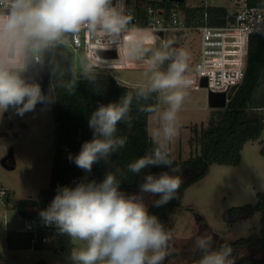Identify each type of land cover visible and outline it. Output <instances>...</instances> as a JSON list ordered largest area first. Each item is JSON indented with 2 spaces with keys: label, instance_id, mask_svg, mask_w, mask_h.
<instances>
[{
  "label": "clouds",
  "instance_id": "obj_1",
  "mask_svg": "<svg viewBox=\"0 0 264 264\" xmlns=\"http://www.w3.org/2000/svg\"><path fill=\"white\" fill-rule=\"evenodd\" d=\"M130 19L120 0L115 4L113 0H0V114L12 107L23 116L43 102L39 84L28 82L22 73L30 60L43 63L46 55L54 57L68 43V37L87 28L100 40L109 37L108 42H101L104 48L123 40L122 46L127 48L124 58L146 59L151 75L146 83L134 85L119 102L101 104L91 114L88 124L93 139L85 141L78 155L70 154L69 159L86 172L101 159L107 161L127 143V137L116 132L120 122L132 126L133 100L139 105L158 94L167 107H139V111L151 110L156 115L153 148L127 168L139 174L149 166L170 167L173 160L169 144L178 135V112L192 84L185 75L190 54L168 44L150 53L143 48L142 40L124 35ZM84 76L92 79L95 72L86 69ZM72 87L68 85L69 91ZM118 171L107 173L100 183L58 188L50 205L40 212L45 225L83 242V246L71 249L72 264H163L168 255L171 233L149 214L142 196L119 190ZM181 184V176L162 172L146 175L139 188L141 193L158 195L154 204L159 207L176 196ZM212 243L210 234L196 237L195 248L202 253L198 264H234L230 245L213 249Z\"/></svg>",
  "mask_w": 264,
  "mask_h": 264
},
{
  "label": "trees",
  "instance_id": "obj_2",
  "mask_svg": "<svg viewBox=\"0 0 264 264\" xmlns=\"http://www.w3.org/2000/svg\"><path fill=\"white\" fill-rule=\"evenodd\" d=\"M146 1L139 0L136 8L139 16H143ZM263 2L264 0H248L250 6L260 5ZM151 5L157 8L166 6L158 0L151 1ZM180 5L185 10L189 27H197L204 23L216 26L226 24L227 7L211 4L193 6L181 3ZM43 63L52 69V84L55 92V105L52 107L55 124V155L49 187L42 189L37 199L29 198L16 203L23 217L31 212L47 209L58 188L64 186L74 188L82 182L100 183L107 173L115 172L117 169H119L117 172V179L120 180L119 190L139 189L146 175L158 176L162 172H168L170 175L181 176L182 184L176 196L162 206H155L154 201L159 199V196L155 195L148 212L150 215H155L170 232L171 214L181 205L186 188L197 179L204 177L213 163L238 164L245 143L259 138L264 129V95L260 101L254 100L256 92L264 82V32L250 35L246 70L242 81L228 92L227 106L212 109L207 125L193 127V135L189 141L192 148L196 149V153L186 159L176 158L169 147L170 158L173 160L170 167L149 166L139 174L128 171V164L149 153L153 148L148 127V117L152 111H139V107L141 105L158 107V94H153L147 101H140L139 105L133 100L132 126L129 127L124 122L117 125L116 135L127 137L126 145L113 153L107 161L101 159L94 163L91 171L86 172L77 167L69 159V155L73 157L78 155L82 144L93 139V129L88 124L91 114L101 104L119 102L127 92L133 91V86L118 83L117 79L106 71L93 69L95 76L92 79L84 76V72L78 73L74 54L67 45L58 49L54 57L46 55ZM70 84L73 85L71 91L68 89ZM260 152L264 156V141ZM173 168H179V171L173 172ZM256 197L254 204L236 205L225 210L223 214L226 221L234 222L251 216L256 210L261 213L262 227L259 233L232 241H222V244L231 246L234 264H264V190L257 192ZM9 200L10 197L7 195V205ZM32 239L31 233L19 229H11L6 233L8 248H46L40 241L32 242ZM33 264L47 263L41 259Z\"/></svg>",
  "mask_w": 264,
  "mask_h": 264
},
{
  "label": "rangeland",
  "instance_id": "obj_3",
  "mask_svg": "<svg viewBox=\"0 0 264 264\" xmlns=\"http://www.w3.org/2000/svg\"><path fill=\"white\" fill-rule=\"evenodd\" d=\"M206 2L227 7L228 10H235L238 6L233 0ZM136 4L137 1L130 4L133 12L136 11ZM187 4L194 6L202 5L203 2L187 0ZM167 44L170 48L176 46L190 54L188 70H192L198 60L199 33H171ZM66 45L74 54L78 73L86 69L93 70L82 48H75L69 40ZM161 48L155 47L154 52ZM104 71L128 86L146 83L151 75L148 67ZM207 94L205 88L186 89L185 99L178 112V135L169 144L174 157L186 159L196 153L189 140L195 125L201 127L209 122L212 108L208 106ZM263 95L264 82L254 100L260 101ZM158 107L163 109L167 105L159 99ZM157 126L156 115L152 112L148 117L150 135ZM54 128L50 106H35L33 111L25 112L23 116L18 115L12 107L0 114V190L5 189L10 197L7 205V195H0V264H33L41 259L47 264H72L69 259L71 249L83 246V242L71 240L66 234H61L62 250L52 246L43 249H12L6 245L7 231L24 227V217L16 203L29 198L37 199L39 192L49 187L55 155ZM263 141L264 129L259 138L245 143L238 164L213 163L204 177L186 188L181 205L175 208L170 217L171 239L163 264H198L202 253L195 248V239L206 233L213 237L212 248L218 249L222 241H232L260 232L262 223L258 210L234 222L226 221L223 214L236 205L254 204L257 192L264 190V156L260 152ZM120 191L126 195L142 196L147 209L155 196L141 193L140 188Z\"/></svg>",
  "mask_w": 264,
  "mask_h": 264
},
{
  "label": "built area",
  "instance_id": "obj_4",
  "mask_svg": "<svg viewBox=\"0 0 264 264\" xmlns=\"http://www.w3.org/2000/svg\"><path fill=\"white\" fill-rule=\"evenodd\" d=\"M139 0H120L124 12L131 19L124 35L142 40L143 48L154 52L155 47L167 44L168 35L171 33L198 32L200 35V48L198 60L186 76L192 80L190 87L207 91L222 92L227 95L230 89L239 84L244 76L249 38L252 33L264 32V2L260 5L248 4V0H233L238 5L235 10H228L226 24L216 26L204 23L197 27H189L186 13L181 3L184 1L158 0L166 6L161 8L151 5L147 0L144 4L143 16L133 12L130 8L132 2ZM204 5H209L206 0H201ZM116 0H113V4ZM228 9V8H227ZM144 20V21H143ZM162 31L164 36L159 32ZM75 48H82L94 70L130 69L148 67L146 59H125L127 48L124 41L113 42L107 48L102 43L108 42L109 37H102L91 33L87 28L82 29L75 36L68 37ZM102 42V43H101ZM101 51H114L115 56H105ZM207 79V86H201L203 78ZM5 189L0 190V195H6ZM41 211L31 212L24 217V227L20 231L31 233L32 242L40 241L46 247L62 250V236L55 226L45 225L40 217ZM31 215V216H30Z\"/></svg>",
  "mask_w": 264,
  "mask_h": 264
},
{
  "label": "water",
  "instance_id": "obj_5",
  "mask_svg": "<svg viewBox=\"0 0 264 264\" xmlns=\"http://www.w3.org/2000/svg\"><path fill=\"white\" fill-rule=\"evenodd\" d=\"M175 1H184V0H175ZM159 34L161 36H164L162 31H160ZM172 49H177V48L176 46H173ZM101 54L105 56H115L114 51H101ZM22 76L28 82L38 83L41 88V93L44 96V100L43 102H38L36 106L53 107L55 105V92L52 84V69L47 64L38 63L30 60L26 70L22 73ZM201 86H207V79L205 77L201 81ZM207 99H208V106L212 109L223 108L228 104V95L226 91H222V92L208 91Z\"/></svg>",
  "mask_w": 264,
  "mask_h": 264
}]
</instances>
